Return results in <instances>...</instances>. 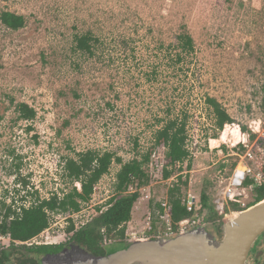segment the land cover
<instances>
[{"label":"rangeland","instance_id":"obj_1","mask_svg":"<svg viewBox=\"0 0 264 264\" xmlns=\"http://www.w3.org/2000/svg\"><path fill=\"white\" fill-rule=\"evenodd\" d=\"M3 10L24 16L25 25L12 30L0 22V201L28 205L36 195L69 191L64 162L88 149L111 151L123 162L150 152L144 169L163 172L166 147L157 144V130L184 117L189 161L139 188L125 237H147L146 211L166 201L174 183L182 197L188 189L200 196L204 186L215 196L238 158L232 136L211 142L223 128L215 127L206 98L231 116L229 126L264 115V0H0ZM85 33L94 39L92 53L75 47ZM183 33L193 39L191 52L178 47ZM21 102L35 110L32 120L18 118ZM119 168L113 161L89 201L71 213L75 228L95 216L96 207L106 209ZM188 177L190 184L180 183ZM66 214H50L51 243L67 241ZM220 216V223L228 220ZM37 241L45 242L43 235ZM1 246H9L7 237L0 236ZM121 247L111 244L107 251Z\"/></svg>","mask_w":264,"mask_h":264},{"label":"trees","instance_id":"obj_2","mask_svg":"<svg viewBox=\"0 0 264 264\" xmlns=\"http://www.w3.org/2000/svg\"><path fill=\"white\" fill-rule=\"evenodd\" d=\"M0 22L12 30H17L25 25V18L14 12L3 10L0 12ZM92 40L94 39L89 33L76 36L75 47L78 50L92 53ZM178 47L182 51L191 52L194 47L192 37L188 33L180 34ZM206 101L212 108L217 130H221L224 124L233 121L215 98L207 97ZM15 109L18 112V118L22 120H32L36 114L35 110L24 102L17 103ZM212 137L216 138L217 135L214 134ZM186 139V117L180 120L178 118L169 119L164 126L157 130V144L162 142L166 147L164 179L171 176L176 164L180 167L181 163L189 161L190 153L186 147ZM222 147L226 150L225 146ZM150 155V152H147L142 154L140 159L133 157L131 160L123 162L121 157L111 151L99 152L94 149L81 151L76 154L75 158H66L64 162V175L71 184L69 191H62L61 195L52 193L47 198H40L36 195L28 205L21 202L15 206L13 202L6 204L5 201H0V236L9 239V246L0 247V264H39L43 254L56 251L61 244H26V242L49 226L50 214L80 211L82 204L91 198L95 184L108 172L114 161L120 164V168L116 173L115 194L107 200L106 209L99 210V207H96L98 213L78 229H75L72 219L68 218L69 224L66 227L67 233L72 232L70 241H74L94 254H105L106 248L101 245L104 235L107 238L118 240L125 237V224L130 220L133 205L140 196L139 188L149 182L144 165L149 162ZM223 165L221 164L220 167ZM234 166L235 162L231 164V169ZM187 167V170L190 169V163ZM178 170L180 172L181 168ZM76 182L79 184L78 188L76 185L74 186ZM21 183L22 188L25 189L26 180L22 179ZM180 183L187 186V179ZM133 185L135 188L129 189ZM253 193L254 201L248 206L264 199V186L255 187ZM26 194H30V192L26 191ZM199 195L201 206L197 211L198 214L201 215L205 211L204 218H202L205 222H220L222 216L215 211L213 195L208 193L205 186ZM167 200L171 205L170 215L174 227L180 220L193 216V212L187 211L182 203L180 184L174 183L168 188ZM21 201L26 200L22 197ZM230 208L236 209L237 205L232 203ZM225 211L228 212V209L226 208Z\"/></svg>","mask_w":264,"mask_h":264},{"label":"water","instance_id":"obj_3","mask_svg":"<svg viewBox=\"0 0 264 264\" xmlns=\"http://www.w3.org/2000/svg\"><path fill=\"white\" fill-rule=\"evenodd\" d=\"M262 231L264 199L223 220L218 242L203 240L191 248L184 232L173 238H132L129 246L112 253L98 255L75 246L69 253L46 254L42 264H246L249 248Z\"/></svg>","mask_w":264,"mask_h":264},{"label":"built area","instance_id":"obj_4","mask_svg":"<svg viewBox=\"0 0 264 264\" xmlns=\"http://www.w3.org/2000/svg\"><path fill=\"white\" fill-rule=\"evenodd\" d=\"M226 126L229 125L225 124L222 129L223 131L226 129ZM236 128L239 132V139L236 141L233 140L230 146L233 147V154H235L238 159L235 161L236 164L226 180L220 181L218 185L219 188L213 197L215 211L218 215H224V217L232 213H238L247 208L249 203L254 201V196L252 201L247 199V196L253 193L255 187L264 186V115L262 117L250 119L245 123V129L239 124L236 125ZM224 141L225 140H223V142ZM157 172H159V174H156ZM150 173H152L153 176L148 174L149 183L151 182V177L160 179L163 177V172L160 169L155 173ZM187 182L190 184L191 177H188ZM182 203L185 205L187 211L193 212V216L180 220L175 224V227L171 221V205L168 200L156 201L151 207H148L145 217V229L147 233H152L157 237H169L184 232L187 228L200 225V220L203 218V216L199 215L197 212L201 206L200 196L195 195L188 189L186 195L182 197ZM232 203L237 205L236 209L230 208ZM226 208L229 214L225 211ZM58 215L60 216L61 214ZM71 216L72 214L68 212L63 216V219L67 220L65 223H68V218H71ZM153 222L159 224L158 228L160 227L162 229H156ZM49 229L50 225L38 235L27 241L26 244L51 243V241H48V239L51 238ZM42 235L45 242H38V236ZM54 241L55 240H52L53 243H57V241Z\"/></svg>","mask_w":264,"mask_h":264},{"label":"flooded vegetation","instance_id":"obj_5","mask_svg":"<svg viewBox=\"0 0 264 264\" xmlns=\"http://www.w3.org/2000/svg\"><path fill=\"white\" fill-rule=\"evenodd\" d=\"M200 225H203V224H200ZM200 225H198V226H200ZM209 225H211L214 228V231L213 230L207 231L206 230L207 226H204V230H199L198 226H193V227L187 228L184 231V233L186 234L185 238H186V242L188 243V246H191L190 244H192V243H193L192 245H195V243H199L200 241H203V240H208L211 243V241H213V238L212 239L207 238L209 236L206 235V233H210L215 238V240L220 241L222 239V236H223V234H222V222L220 223L219 221H215V222L212 221V222H210ZM75 229H78V228H75ZM69 234L70 235L67 238V241H64L63 243L62 242H60V243H48V244H61V246L59 248H57L56 251L49 252L46 254L56 256L58 253H62V252L69 253L71 250L74 249L75 246L83 248L86 251L90 252L89 250H87L83 246L75 243L74 241H70V236L72 235V232H70ZM177 234H179V233H177ZM177 234H174V235L169 236V237H162V236L157 237L156 235H153L152 233H148L147 237L148 238H173ZM110 239L111 238H107L105 235L103 236V240H102L101 245L104 246V248H106L105 254L117 251V250L107 251L108 246L111 244L120 243V245L122 246L120 249L129 246V243H128V240L126 237H124V239H122V240H118L115 238L114 240L110 241ZM191 248H196V247L191 246ZM46 254H43L40 257L39 264H42V258L45 257ZM102 255H104V254H102ZM246 264H264V231H262V233H260L256 237V239L253 241V243L251 244L249 251L247 253Z\"/></svg>","mask_w":264,"mask_h":264},{"label":"bare ground","instance_id":"obj_6","mask_svg":"<svg viewBox=\"0 0 264 264\" xmlns=\"http://www.w3.org/2000/svg\"><path fill=\"white\" fill-rule=\"evenodd\" d=\"M232 127L234 128V131H235V133H236L235 135H233V132H234V131H233V132L231 131V130H233ZM228 132H230V133H228ZM228 136H232L231 138H232L233 140H235V141L239 139V132H238L236 126H230V127H227V128L221 133V137L219 138V140L211 139V142L214 143V144L219 143V141L221 142V141H223V140H226V139L228 138ZM232 215H234V217H235V216L237 215V213H232V214L227 215L226 217H228V220L234 218V217H231Z\"/></svg>","mask_w":264,"mask_h":264},{"label":"clouds","instance_id":"obj_7","mask_svg":"<svg viewBox=\"0 0 264 264\" xmlns=\"http://www.w3.org/2000/svg\"><path fill=\"white\" fill-rule=\"evenodd\" d=\"M236 133H235V131L233 132V135H235Z\"/></svg>","mask_w":264,"mask_h":264}]
</instances>
